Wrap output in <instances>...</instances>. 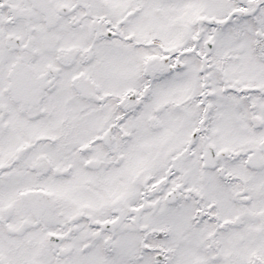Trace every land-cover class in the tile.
<instances>
[{
  "label": "snow or ice",
  "instance_id": "1",
  "mask_svg": "<svg viewBox=\"0 0 264 264\" xmlns=\"http://www.w3.org/2000/svg\"><path fill=\"white\" fill-rule=\"evenodd\" d=\"M0 264H264V0H0Z\"/></svg>",
  "mask_w": 264,
  "mask_h": 264
}]
</instances>
